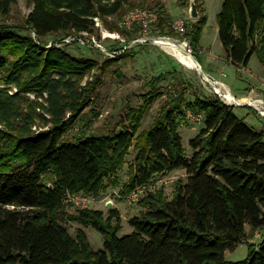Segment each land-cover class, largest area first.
<instances>
[{
	"label": "trees",
	"instance_id": "obj_1",
	"mask_svg": "<svg viewBox=\"0 0 264 264\" xmlns=\"http://www.w3.org/2000/svg\"><path fill=\"white\" fill-rule=\"evenodd\" d=\"M30 1L32 9L21 25L0 26V264H264V238L257 249L249 245L245 260H225L226 251L244 243L247 225L254 231L264 227V130L249 127L215 96H196L186 103L183 88L138 133L160 95L163 73L146 84L149 91L142 103L128 108L119 127L66 140L65 133L89 105L94 83L99 82L88 79L82 85L98 62L72 55L65 47L45 48L44 39L93 32L94 18L108 21L135 3ZM200 1L196 3L201 13ZM16 3L0 0V14L8 15ZM188 3L178 0L180 7ZM157 14L154 28L168 26L172 33L161 8ZM206 19L201 16L188 25L196 54ZM110 26L128 40L135 34ZM218 36L237 70L246 67L253 54L264 67V0H223ZM186 108L204 115L203 128L189 142L191 157L178 130ZM37 119L43 125L34 130ZM131 148L136 155L120 198L155 175L176 169L186 171V183L178 180L170 199L162 186L142 196L138 204L144 210L129 220L133 232L122 237L117 208L106 217L92 208L68 213L69 196L95 198L113 184L108 180L122 168ZM66 221L96 228L104 237L103 248L93 249L82 228L72 236Z\"/></svg>",
	"mask_w": 264,
	"mask_h": 264
},
{
	"label": "rangeland",
	"instance_id": "obj_2",
	"mask_svg": "<svg viewBox=\"0 0 264 264\" xmlns=\"http://www.w3.org/2000/svg\"><path fill=\"white\" fill-rule=\"evenodd\" d=\"M134 4L132 7L126 9L119 15L103 21L102 30H111V25L118 23L119 19L129 10L135 8H146L157 13L161 8L163 14L167 17V23L173 28V25L184 21L188 30V25L195 22V19L189 17V3L186 7H180L178 0H131ZM201 16H206V23L201 34V45L203 51L207 45L212 47V51L216 53H223L224 49L218 36V15L221 11L223 0H201ZM32 9L30 0H17V3L12 5L8 15L0 14V26L21 25L28 13ZM158 17V14H157ZM157 22V21H156ZM110 23V24H109ZM165 32L170 39L177 41L175 30L170 33L169 27L165 26L155 29L152 36L160 35ZM29 32V28H27ZM25 32V33H27ZM94 33L100 37L101 29L94 30ZM122 33V32H121ZM136 34L132 35L135 36ZM122 37L126 40L127 36L122 33ZM55 38V37H52ZM57 38V37H56ZM131 38V39H132ZM51 37L44 39L43 43L50 40ZM183 40H181L182 42ZM122 41L111 47H119ZM107 47L110 46L108 42L105 43ZM65 50L72 55L79 57L93 58L98 62V69L103 67V71L94 69L91 74L86 75L82 81L85 85L87 80L93 82L96 78L99 82L94 83V89L91 94V101L89 105L82 111L80 118L72 127L65 133L64 138L69 141H75L77 138L90 134H107L109 130L119 127L125 118L128 108H137L142 103V96L149 91L146 84L155 76L165 73V79L159 84L158 91L160 95L155 99L151 105L148 113L143 118L138 133L147 129L152 123L155 116L158 114L162 105L173 98L178 90H187L186 103L192 102L196 96L200 97H214L206 85L203 83L202 72L196 69H190L183 65L177 58L172 55V52L165 47L145 44L135 46L126 51L123 57L114 59L105 54H101L95 50L88 48L72 46L65 47ZM200 53V52H199ZM199 53H194L196 60L200 61L202 70L208 73V68L204 64V56ZM122 56V55H121ZM207 70V71H206ZM226 77L223 80L228 84L231 93L236 97H242L248 94L253 89L254 94L258 97L264 98V67L260 63L256 54L250 58L248 65L242 68L241 71H236L233 66H228L225 70ZM169 72V74H167ZM98 76V77H97ZM217 77H220L217 76ZM15 91V89H13ZM34 100V96H30ZM233 112L255 131L264 130V119L255 112L252 108L247 106H232ZM36 112L42 113L38 108ZM48 118V115H46ZM69 114L67 115V117ZM179 133L182 137L183 146L186 154L191 157L193 150L190 147V140L195 137L204 125L203 114H193L186 108V119H179ZM43 120L37 119L32 127L41 129ZM136 151L131 148L124 158L122 168L108 180L112 183L110 187L102 192L98 197H91L92 204L89 208L103 212L104 216H108L111 209L117 208L120 213L121 229L118 236L122 237L133 232V228L129 220L138 215L144 208L138 204V201L128 200L127 198H120L118 196L121 186L128 180V166L135 158ZM187 174L184 169H176L166 173H161L154 176V181L157 179L167 180L163 184L164 194L170 199L173 195L175 183L182 180L186 183ZM166 182V181H165ZM111 202V205H109ZM65 208L68 213L76 214L81 206L77 202L71 200L69 197L65 202ZM64 225L69 230L72 236H75L77 228H82L87 233L90 245L93 249H101L104 246V237L100 231L92 226H83L76 222H64ZM248 233L244 243L240 244L233 251L225 252V260L227 262H240L245 260L249 254V245H253L255 249L258 248L261 240L264 237V227L258 230H251L246 226Z\"/></svg>",
	"mask_w": 264,
	"mask_h": 264
},
{
	"label": "built area",
	"instance_id": "obj_3",
	"mask_svg": "<svg viewBox=\"0 0 264 264\" xmlns=\"http://www.w3.org/2000/svg\"><path fill=\"white\" fill-rule=\"evenodd\" d=\"M110 18L111 17H109L108 19ZM156 21L157 13L155 11L146 8H135L127 11L117 23L120 30L135 32L136 35L133 36V38L130 40H126L124 37H122L121 31L106 30L104 32L102 30V19L96 17L94 18V30L98 28L101 29L100 37L96 35L94 31H84L78 33L73 32L63 38H51L44 44V46L45 48H51L52 46L63 48L78 46L95 50L97 52H100L101 54L109 56L110 58H116L117 56L123 55L126 51L135 46L151 44L164 47V39L170 38L162 35L152 36ZM173 29L175 30V33L177 35V41L173 39L171 40L176 42L177 44H183L186 53L193 56L194 51L190 46V40L187 36V28L184 21L174 24ZM31 35L37 43H40V38L34 31H31ZM181 40L183 41L181 42ZM117 41H122L121 45L119 47H111L115 45ZM106 42L110 44L109 47L105 45ZM196 61L200 64L201 67V70L199 71L202 72L203 83L208 87L212 95L219 98L223 103L229 106L250 107L255 112H257L261 118L264 119V98L255 95L253 89H251L245 96H234L231 93L228 84L223 80V77H226L225 73L222 72V77L216 78L209 73L203 72L201 63L198 60ZM164 183H167V180L157 179L154 181V179H152L147 184L137 186L131 193L123 198H127L128 200L132 201H139L142 196L148 194L150 191H153L160 186H163ZM69 197L71 198V200L77 202V204L80 205L81 208H89L92 204L91 197L85 194H77Z\"/></svg>",
	"mask_w": 264,
	"mask_h": 264
},
{
	"label": "crops",
	"instance_id": "obj_4",
	"mask_svg": "<svg viewBox=\"0 0 264 264\" xmlns=\"http://www.w3.org/2000/svg\"><path fill=\"white\" fill-rule=\"evenodd\" d=\"M200 42H201V38H200ZM199 42V54H202V56H204V64L207 66L208 70L207 71L210 75L219 78L217 76L220 75V77H222L221 73H225L226 68L228 66H233L230 61L227 59V55L226 52L224 50L223 53H216L214 51H212V47L207 45L205 47V50L203 51V46L201 45V43ZM223 47V46H222ZM224 49V48H223ZM203 65V64H202ZM234 67V66H233ZM245 68V67H244ZM235 72L237 71V69L234 67ZM238 71H241L238 70ZM225 78V77H223Z\"/></svg>",
	"mask_w": 264,
	"mask_h": 264
},
{
	"label": "bare ground",
	"instance_id": "obj_5",
	"mask_svg": "<svg viewBox=\"0 0 264 264\" xmlns=\"http://www.w3.org/2000/svg\"><path fill=\"white\" fill-rule=\"evenodd\" d=\"M164 47L172 52L177 60H179L183 65L187 66L190 69L201 70L200 64L196 61V59L186 53L183 44H177L171 39H164Z\"/></svg>",
	"mask_w": 264,
	"mask_h": 264
},
{
	"label": "water",
	"instance_id": "obj_6",
	"mask_svg": "<svg viewBox=\"0 0 264 264\" xmlns=\"http://www.w3.org/2000/svg\"><path fill=\"white\" fill-rule=\"evenodd\" d=\"M189 17L195 20L200 18V12L196 0H189ZM109 205H111V202H109Z\"/></svg>",
	"mask_w": 264,
	"mask_h": 264
}]
</instances>
